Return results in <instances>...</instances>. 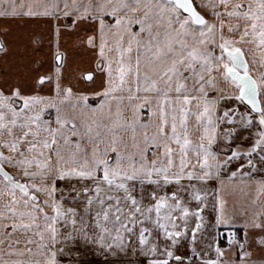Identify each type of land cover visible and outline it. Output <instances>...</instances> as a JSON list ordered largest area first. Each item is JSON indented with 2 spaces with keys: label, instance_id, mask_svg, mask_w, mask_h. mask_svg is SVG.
Here are the masks:
<instances>
[{
  "label": "snow or ice",
  "instance_id": "6c2138e0",
  "mask_svg": "<svg viewBox=\"0 0 264 264\" xmlns=\"http://www.w3.org/2000/svg\"><path fill=\"white\" fill-rule=\"evenodd\" d=\"M262 197L264 0H0V264H264Z\"/></svg>",
  "mask_w": 264,
  "mask_h": 264
},
{
  "label": "crops",
  "instance_id": "0c3cea01",
  "mask_svg": "<svg viewBox=\"0 0 264 264\" xmlns=\"http://www.w3.org/2000/svg\"><path fill=\"white\" fill-rule=\"evenodd\" d=\"M70 57L72 58V57H83V59H82V61H81V64H83L82 66L83 67H85L86 65V62H84V59H85V61H87V58H86V54H83L82 52H77V53H74V52H72L71 54H70ZM73 60H74V58H73ZM70 61V60H69ZM76 62V61H75ZM77 68H80V67H78L77 65H74V63L73 64H71V61H70V68H69V71H72V70H75V69H77ZM234 198L235 199H237L238 201H241L242 203H247V201H244V197L243 196H241L239 193H236V194H234ZM262 199H264V197H262ZM230 203H231V200H230ZM238 206H240L239 204H238Z\"/></svg>",
  "mask_w": 264,
  "mask_h": 264
},
{
  "label": "rangeland",
  "instance_id": "374dc122",
  "mask_svg": "<svg viewBox=\"0 0 264 264\" xmlns=\"http://www.w3.org/2000/svg\"><path fill=\"white\" fill-rule=\"evenodd\" d=\"M72 52H74V53H77V52H81L80 50H76V49H74L73 51H71L70 53H69V60L71 61V64H73L74 63V65H77L78 67H80V68H82L83 66V64H81V61H82V59H83V57H70V54L72 53ZM73 58H74V60H73ZM86 58H87V61H85V59H84V62H86V66L85 67H87L88 66V59H89V57L86 55ZM76 61V62H75Z\"/></svg>",
  "mask_w": 264,
  "mask_h": 264
}]
</instances>
